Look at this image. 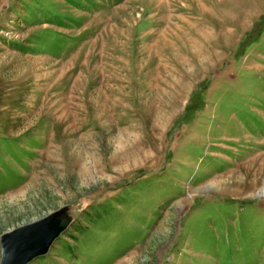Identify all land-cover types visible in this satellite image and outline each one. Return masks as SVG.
I'll use <instances>...</instances> for the list:
<instances>
[{
  "label": "rangeland",
  "instance_id": "rangeland-1",
  "mask_svg": "<svg viewBox=\"0 0 264 264\" xmlns=\"http://www.w3.org/2000/svg\"><path fill=\"white\" fill-rule=\"evenodd\" d=\"M50 213L29 264H264V0H0V235Z\"/></svg>",
  "mask_w": 264,
  "mask_h": 264
},
{
  "label": "water",
  "instance_id": "water-1",
  "mask_svg": "<svg viewBox=\"0 0 264 264\" xmlns=\"http://www.w3.org/2000/svg\"><path fill=\"white\" fill-rule=\"evenodd\" d=\"M65 228L64 216L50 213L0 235V264H29L47 253Z\"/></svg>",
  "mask_w": 264,
  "mask_h": 264
}]
</instances>
